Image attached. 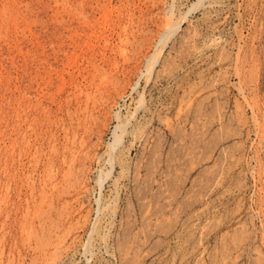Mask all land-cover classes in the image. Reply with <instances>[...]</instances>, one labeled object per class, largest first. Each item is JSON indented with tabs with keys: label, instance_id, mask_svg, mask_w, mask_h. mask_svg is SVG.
Listing matches in <instances>:
<instances>
[{
	"label": "rangeland",
	"instance_id": "374dc122",
	"mask_svg": "<svg viewBox=\"0 0 264 264\" xmlns=\"http://www.w3.org/2000/svg\"><path fill=\"white\" fill-rule=\"evenodd\" d=\"M0 264H264V0H0Z\"/></svg>",
	"mask_w": 264,
	"mask_h": 264
},
{
	"label": "bare ground",
	"instance_id": "6f19581e",
	"mask_svg": "<svg viewBox=\"0 0 264 264\" xmlns=\"http://www.w3.org/2000/svg\"><path fill=\"white\" fill-rule=\"evenodd\" d=\"M161 41H162V39H161ZM150 64H151V65H150V67H151L153 64H152L151 62H150ZM147 66H149V65H147ZM151 68H152V67H151ZM147 70H148V69H147ZM150 71H151V70H150ZM148 73H149V71H148ZM139 102H140V101H139ZM111 144H113V143H111ZM111 144H110V145H111ZM111 147H112V145H111ZM112 148H114V147H112Z\"/></svg>",
	"mask_w": 264,
	"mask_h": 264
}]
</instances>
